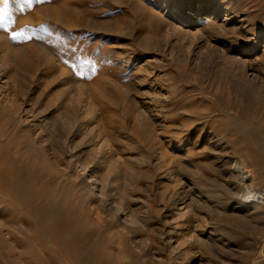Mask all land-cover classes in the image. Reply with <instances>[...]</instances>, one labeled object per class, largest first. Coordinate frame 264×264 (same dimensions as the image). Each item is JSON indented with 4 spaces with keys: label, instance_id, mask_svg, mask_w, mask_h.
Returning <instances> with one entry per match:
<instances>
[{
    "label": "rangeland",
    "instance_id": "1",
    "mask_svg": "<svg viewBox=\"0 0 264 264\" xmlns=\"http://www.w3.org/2000/svg\"><path fill=\"white\" fill-rule=\"evenodd\" d=\"M198 4L212 26L230 27L237 8L251 30L231 46L202 31ZM2 11L0 264H264V205L256 218L195 202L183 221L166 200L187 180L226 197L231 156L264 189V0H30L23 12L8 0ZM235 50L240 62L223 58ZM69 148L100 189L116 180L145 210L138 227L92 197Z\"/></svg>",
    "mask_w": 264,
    "mask_h": 264
},
{
    "label": "bare ground",
    "instance_id": "2",
    "mask_svg": "<svg viewBox=\"0 0 264 264\" xmlns=\"http://www.w3.org/2000/svg\"><path fill=\"white\" fill-rule=\"evenodd\" d=\"M223 1V0H222ZM232 1V0H231ZM219 3V2H218ZM226 3V2H225ZM190 4V3H189ZM226 5H228L226 3ZM231 6V4H229ZM177 11H182V4L176 6ZM197 12L194 13L195 15H193V13L191 14V16H199L198 11L200 10V4L197 5ZM202 7V6H201ZM215 7V6H214ZM218 8H216V10L218 9L217 13H219L221 6H216ZM229 7V6H228ZM192 9V8H191ZM228 10L229 12H227L224 15L223 18V22L225 21H229L232 22V25L230 27H228L227 25L224 24H216L217 26H212L209 23L210 20V14L208 16H197L196 20L197 22H199V24L202 26V31L203 32H208L211 33L212 29L215 28V30L213 29V31H215L216 33L219 34V36H223L225 38V42H227V44L231 45V46H236L239 44L238 41V37L243 35V31H250L251 28L248 27V23H247V19L246 16L243 15V13H239L241 12L239 9H234L229 7ZM213 10V9H212ZM215 10V9H214ZM213 10V11H214ZM190 14V12L186 11V15ZM228 23V24H229ZM198 24V23H197ZM215 25V24H214ZM250 26V25H249ZM201 29V28H200ZM214 33V32H212ZM238 34L239 36H235V34ZM2 34V33H0ZM3 35V34H2ZM201 36V35H200ZM211 37V36H210ZM256 37V32L253 31V36L252 38ZM207 38V37H206ZM243 38V37H242ZM209 43V42H208ZM12 45V44H11ZM9 45V46H11ZM208 45V44H207ZM211 46V45H210ZM7 47V45H6ZM214 47V46H213ZM8 48V47H7ZM214 49V48H213ZM240 49V48H238ZM242 49V48H241ZM230 50V47L227 48L226 51ZM16 51V49H15ZM234 51V50H233ZM7 54L5 55V57L9 56H13V51L8 50L7 49ZM229 52V51H228ZM241 52V50H240ZM235 50V52L233 53V55H228L226 52L222 51V56L225 60L228 61H232V62H240V60L242 59V57H240V55ZM218 53V52H217ZM221 53V52H220ZM49 55V54H47ZM4 57V58H5ZM49 57V56H48ZM215 57V56H214ZM18 59V62H20L19 64H21V61L23 60V57L21 56H17L16 57ZM58 60V59H57ZM47 62V60H46ZM250 62V61H249ZM39 63V62H38ZM57 63V62H56ZM242 63V62H241ZM40 64V63H39ZM231 67V66H230ZM50 68V67H48ZM62 68V67H61ZM236 69V68H235ZM50 70V69H49ZM252 68L251 66L248 68V71L252 72ZM260 70V69H259ZM43 71V70H42ZM254 72V71H253ZM47 73V72H46ZM139 73V72H138ZM261 74V73H260ZM251 75V74H250ZM254 75V74H253ZM253 77V76H252ZM256 77V76H255ZM69 78V77H68ZM50 79V78H49ZM63 79V78H62ZM73 80V79H72ZM64 81V79H63ZM60 84V83H59ZM65 84V83H64ZM55 87V86H54ZM59 89V88H58ZM53 91V90H52ZM68 93V92H67ZM72 100V99H71ZM75 103V102H74ZM73 103V104H74ZM69 112V111H68ZM72 115V114H71ZM78 118V117H77ZM72 120V119H71ZM70 120V121H71ZM190 121V120H189ZM193 126V125H192ZM85 127V126H84ZM83 127V128H84ZM77 128V127H76ZM75 128V129H76ZM87 128V127H86ZM78 129V128H77ZM199 129V128H198ZM85 130V128H84ZM83 130V131H84ZM81 132V131H80ZM79 133V132H78ZM216 133V132H215ZM214 133V134H215ZM92 140H99L100 139L104 140V136H102V134H99V131H92ZM31 137V136H30ZM78 137V136H77ZM90 137V136H89ZM100 138V139H99ZM215 140V139H214ZM34 141V140H33ZM98 141V142H99ZM105 141V140H104ZM218 141V140H217ZM96 142V141H95ZM212 142V141H211ZM216 142V141H215ZM264 142V141H263ZM100 144V143H99ZM220 144V143H219ZM98 145V144H97ZM225 146V145H224ZM221 147V146H220ZM45 148V147H44ZM56 148V147H55ZM96 148V147H95ZM70 152H69V161H71L72 165L75 168H80L82 173H85L86 176V182L89 184V188H90V192L92 197L95 200H100V201H104L105 205L107 206L109 211H112L115 216H117V219L119 220H113V221H119L118 224L122 225L123 228L126 227V225H134L135 227H138V217L136 214H144L145 210L140 211H135V208H132L129 204H127L128 202L125 200L124 195L121 192V189L115 185V181H112L111 183L109 182V184L107 183V185L105 184L103 190L99 188V179L97 178V174L95 175V173H93V171L91 169L88 168V166L85 163H82V161L79 160V158L77 157V154L75 153L74 150H72L71 148H69ZM225 150V149H224ZM261 150V149H260ZM263 151V150H262ZM188 152V151H187ZM190 152V151H189ZM215 152V151H214ZM228 153V152H227ZM257 154V152H255ZM259 155V154H258ZM257 155V157H258ZM231 156V155H230ZM220 157V156H219ZM97 158V157H96ZM243 158V157H242ZM259 158V157H258ZM263 158V157H262ZM114 159V158H113ZM190 159V158H189ZM229 159V158H227ZM244 159V158H243ZM259 160V159H257ZM262 162V161H261ZM246 163H248L246 161ZM244 162V160H242L240 157H236V156H231V158L222 163L221 166H223L222 171H221V175L223 177V183H222V187H223V192L225 195H227L226 197H224L223 195H219L214 193V191L208 189H202L200 188L199 185H195L192 181L187 180V182H185L181 187L176 188V189H172L169 193L168 196L166 198L167 203L171 206V208L174 210L171 213V218H173L175 215L180 216L183 221H184V216L188 215V212L192 211L191 205L194 204L195 202L198 203H207V204H211L212 207H220L221 206H225L229 203L233 204L232 210L234 211H242L243 215L245 214V216L249 215V216H254V217H261L263 216V211L261 209V206L264 205V189H261L260 187H258L257 183H256V177H255V172L253 171V168H250L247 164ZM264 166V161L263 163ZM96 167V166H95ZM99 167V166H98ZM252 167V166H251ZM97 168V167H96ZM219 168V167H218ZM264 168V167H263ZM78 170V169H77ZM220 170V169H219ZM196 172V171H195ZM168 174V172H166ZM176 175V174H175ZM195 176V175H194ZM116 179L118 178L117 176H115ZM212 177V176H211ZM172 179L174 178L173 176L171 177ZM217 178V177H216ZM175 179V178H174ZM219 179V178H218ZM108 180V179H107ZM222 180V179H221ZM220 180V181H221ZM218 181V180H217ZM216 181V182H217ZM219 181V182H220ZM218 182V183H219ZM220 184V183H219ZM221 185V184H220ZM193 189H195V193H193ZM137 195V194H136ZM131 196V195H130ZM20 198V197H19ZM135 198V197H134ZM140 198V197H139ZM128 199H131L128 197ZM182 199V200H181ZM181 200V201H180ZM134 201V200H132ZM179 202V203H178ZM135 203V201H134ZM135 205V204H134ZM148 206V205H147ZM59 207V206H58ZM149 207V206H148ZM197 207V206H196ZM215 207V208H216ZM44 208V207H43ZM48 208V207H47ZM57 208V207H56ZM55 208V209H56ZM95 208V207H94ZM146 208V207H145ZM54 209V210H55ZM148 209V208H147ZM195 209V208H194ZM222 209V208H221ZM137 210V209H136ZM170 211V210H169ZM40 212V211H39ZM61 212V211H60ZM108 212V211H107ZM195 212V211H193ZM57 213V212H56ZM55 213V215H57ZM106 213V212H105ZM62 214V213H61ZM109 214V213H108ZM147 214V212H146ZM164 214V213H163ZM140 215V216H142ZM158 215V214H157ZM197 215V214H196ZM59 216V217H58ZM56 218L58 220H60L61 223V216L58 215ZM139 216V215H138ZM148 216V215H147ZM205 216V215H204ZM101 217V215H100ZM144 217V216H143ZM170 217V216H169ZM60 218V219H59ZM138 218V219H137ZM169 218L168 223L171 224L172 227H176V223ZM180 218V219H181ZM191 218V217H190ZM204 218V217H203ZM114 219V216H113ZM116 219V217H115ZM189 219V218H188ZM187 219V220H188ZM193 219V217L191 218ZM188 220V222H190V220ZM198 219V218H197ZM197 219L195 221H197ZM63 220V219H62ZM164 220V219H163ZM199 221V220H198ZM142 222V221H141ZM156 222V221H155ZM182 222V221H181ZM194 222V221H193ZM201 222V221H200ZM207 222V221H206ZM64 223V222H62ZM157 223V222H156ZM58 224V223H57ZM141 224V223H140ZM182 224V223H181ZM184 224V223H183ZM187 224V222H186ZM192 226V229L188 228L191 231H196L197 228L200 227V224L198 222L195 223H190ZM60 225H58L57 227L59 228ZM65 226V225H64ZM61 227H63V225L61 224ZM64 228V227H63ZM219 228V227H218ZM63 230V229H62ZM165 230V229H164ZM173 231H171L172 233H175L174 229H172ZM128 231V230H127ZM158 232V231H157ZM198 232V231H197ZM219 230L217 228H215L214 226H211L210 228H206L205 229V233L206 235L209 237L210 235H214L216 233H218ZM125 233V232H124ZM160 233V232H159ZM162 233V232H161ZM50 234V233H49ZM52 234V233H51ZM58 234H59V230H58ZM164 234V233H163ZM167 234V233H166ZM168 235V234H167ZM195 235V234H194ZM74 236V235H73ZM171 236V235H170ZM173 236V237H172ZM171 237L167 238L164 242V246L167 245L170 249H175L176 245H174L172 243V238H174V235L172 234ZM217 236V235H216ZM200 237V236H199ZM190 238V237H189ZM178 239V238H177ZM175 242V241H174ZM177 242V241H176ZM225 242V241H224ZM163 243V242H162ZM210 243V242H209ZM178 245V244H177ZM156 249V248H155ZM155 252V251H153ZM171 252V250H170ZM174 252V251H173ZM97 253V252H96ZM111 253V252H110ZM112 254V253H111ZM153 254V253H152ZM108 255V254H107ZM174 255V254H173ZM79 256V255H78ZM110 256V254H109ZM161 256V255H160ZM168 257V255H167ZM177 257V256H176ZM111 258V257H108ZM175 258V257H174ZM93 259V258H92ZM188 259V258H187ZM168 260V258H167ZM187 263V262H185ZM174 264H184V260L183 261H178L176 258L174 260Z\"/></svg>",
    "mask_w": 264,
    "mask_h": 264
},
{
    "label": "snow or ice",
    "instance_id": "3",
    "mask_svg": "<svg viewBox=\"0 0 264 264\" xmlns=\"http://www.w3.org/2000/svg\"><path fill=\"white\" fill-rule=\"evenodd\" d=\"M7 2L8 0H0V27H4L5 17L2 8ZM26 3H30V0H16L18 10L23 12Z\"/></svg>",
    "mask_w": 264,
    "mask_h": 264
}]
</instances>
